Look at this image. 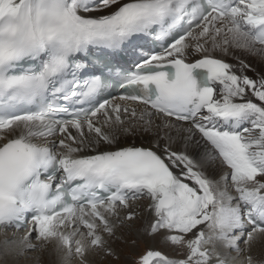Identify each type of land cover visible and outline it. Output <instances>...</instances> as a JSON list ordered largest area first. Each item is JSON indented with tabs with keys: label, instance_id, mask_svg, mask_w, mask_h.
<instances>
[{
	"label": "snow or ice",
	"instance_id": "snow-or-ice-1",
	"mask_svg": "<svg viewBox=\"0 0 264 264\" xmlns=\"http://www.w3.org/2000/svg\"><path fill=\"white\" fill-rule=\"evenodd\" d=\"M146 37L170 40L145 56ZM130 48L133 70L117 59ZM230 50L264 57V0H0V231L26 229L0 255L55 244L79 264L119 260L113 238L138 218L130 201L147 197L140 234L180 255L149 247L132 264H264L253 254L264 241V73L212 54ZM111 81L144 109L99 102ZM153 115L165 129L190 123L186 139L199 133L210 148L199 159L173 151L167 133L163 145L157 134L119 146L160 128ZM217 160L230 171L214 179Z\"/></svg>",
	"mask_w": 264,
	"mask_h": 264
},
{
	"label": "bare ground",
	"instance_id": "bare-ground-1",
	"mask_svg": "<svg viewBox=\"0 0 264 264\" xmlns=\"http://www.w3.org/2000/svg\"><path fill=\"white\" fill-rule=\"evenodd\" d=\"M209 47H210V44H209ZM212 54L218 58L224 59L225 61L231 64L236 65L237 67H239L240 60L245 61V63L251 65L252 70L246 72V74H248L249 76H253L255 73H264V57L251 54L246 50H230L228 55H224L223 53L219 51H215ZM200 55L201 54H196L195 56L190 57V59L195 60L197 58H200ZM112 101L115 103H121V104H131L133 107L137 108L138 112L142 111L145 107L141 104H133L132 102L121 101L119 99H114ZM151 119L154 121V125H161V127L156 128L154 126L152 130L149 132L138 133L141 135L139 139L137 138L136 135H128L127 139H123V142L121 141V144L119 146L135 144L137 146L149 147L157 140V134L160 138L159 142L163 145L165 143H169L168 140L164 139L165 133H167L171 137V148L173 151H178V152L184 151V152H187L189 155L193 156L194 158L199 159V157L203 156L205 150L207 148H210V146L206 144V142L202 139L199 133L195 135V137L193 138V141H188L186 139L189 133H187L186 131H183L182 129L190 127L191 126L190 123H183V122L175 121L172 118H169L171 120V123L176 125V127L165 129L162 127V124L165 120L164 117L153 115ZM71 131L73 132V134H75L74 129H71ZM58 138L59 137H57V139ZM131 139H136V140L133 142H130L129 140ZM197 140L200 142V147L198 148L194 146V141H197ZM174 171H178V170L174 169ZM228 171L230 170L226 166L222 165L218 160L209 162L208 166L206 167V174L214 179H219V177L222 174ZM221 186H223V182ZM232 194L235 195L234 192ZM147 199L148 201L144 205L141 203H136L135 200L130 201L131 210L135 211L136 213H138V215H140V223L138 221L128 222L131 225V234L134 235L133 238H136L139 244H145L147 247L161 250L162 243L159 237L153 240V239L148 238L145 235L140 234L143 231V229L146 227L147 223L151 221L153 217V213L149 211L151 201L149 198ZM122 212L120 213L121 217L125 215V213H122ZM123 231L128 232L129 228L127 226L119 227L117 230V234H120ZM25 232L26 230L6 231L4 229L0 231V245H2V242L5 240L11 241L15 239L18 241L20 238H22L25 235ZM262 244H264V241H262L261 243H258L254 247L253 249L254 255L264 256V246H262ZM172 247L174 246L167 244V247L163 248L162 250L163 251L164 249L170 250V248ZM175 247L177 248V251H178L179 248L177 246ZM131 249L136 251V248L134 247H131ZM64 255L65 254L63 252H57L55 249V244H52L42 250L38 249L34 251H28L23 256L17 255L15 253H10L9 255H6V256L0 255V264H79V261L77 258L73 257L69 260H65ZM231 256H237V254L235 252H232ZM89 260L91 264H98L97 259H96V254L91 255L89 257ZM241 260H242V257H237L236 261L240 263ZM125 262L126 264H128L127 261Z\"/></svg>",
	"mask_w": 264,
	"mask_h": 264
},
{
	"label": "rangeland",
	"instance_id": "rangeland-1",
	"mask_svg": "<svg viewBox=\"0 0 264 264\" xmlns=\"http://www.w3.org/2000/svg\"><path fill=\"white\" fill-rule=\"evenodd\" d=\"M137 138L139 139V137L141 136L140 134H136ZM131 138V136H130ZM127 139V138H126ZM136 139H131L129 140L130 142L135 141ZM123 142V139L121 140ZM148 201L147 197H142L139 200L136 201V203H141V204H146ZM123 211V212H122ZM122 213H125L124 210H122ZM135 222H139L140 223V215H138V218L136 220H134ZM143 223V221H142ZM117 237H122V239H116L113 238V243H112V248L115 249L116 253L120 255V259L117 260L115 259V257H106L104 255V253H97L96 254V259H97V263L98 264H126L125 261H127L128 264H132V260L134 257H136L137 255H139L140 253L144 252L147 248L145 244H137L134 248H136V251L131 249V246H129L128 243H126V241L130 240L131 238L134 237L133 234H131L130 231L126 232L123 231L120 234H117ZM167 244H163L161 248H166ZM161 249L162 252H164L165 254L169 255L170 257H178L180 255V249H178L174 246L172 248L167 249L164 251ZM257 258L261 257L260 255H255Z\"/></svg>",
	"mask_w": 264,
	"mask_h": 264
}]
</instances>
